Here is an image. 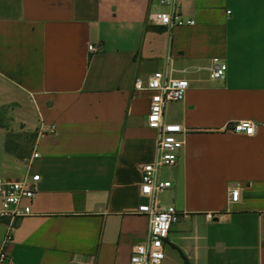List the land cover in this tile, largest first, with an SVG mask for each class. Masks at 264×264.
<instances>
[{
    "label": "crops",
    "instance_id": "crops-1",
    "mask_svg": "<svg viewBox=\"0 0 264 264\" xmlns=\"http://www.w3.org/2000/svg\"><path fill=\"white\" fill-rule=\"evenodd\" d=\"M175 2L194 26L153 23L173 10L161 0H0V178L41 177L10 264H130L149 232L141 168L159 135L134 81L155 72L190 84L164 114L187 133L161 172L172 184L161 201L181 214L162 264H264V0ZM213 59L223 81L210 78ZM238 122L254 135L228 129ZM23 132L36 134L30 157L7 151Z\"/></svg>",
    "mask_w": 264,
    "mask_h": 264
},
{
    "label": "built area",
    "instance_id": "built-area-1",
    "mask_svg": "<svg viewBox=\"0 0 264 264\" xmlns=\"http://www.w3.org/2000/svg\"><path fill=\"white\" fill-rule=\"evenodd\" d=\"M161 5L172 8V11L153 13L150 20L158 26L173 29L194 26V20L185 19L176 11L175 0H161ZM91 52H99L90 46ZM227 65L220 59H213L210 65V78L213 81H223L226 77ZM190 84L187 80L174 79L163 72H155L146 80L136 78L134 90L147 92L151 95L150 112L147 125L158 132L157 155L153 163L141 168L140 196L144 202L138 207L137 214L146 216L149 221V232L146 239L136 244L132 250L130 264H162L165 259V244L172 227L181 219V214L171 206L163 205L161 196L172 188L171 182L161 176L165 168L177 165L179 154L184 146L181 136L187 131L179 124L165 122L166 106L184 99ZM234 133L253 136L255 126L251 122H238L228 128ZM37 153L33 158H38ZM41 177L38 174L28 175L20 181L0 178V225L5 227V237L0 247V264H10L7 248L14 241V233L19 221L33 214L32 204L36 198ZM240 192L233 189L230 192V204H237ZM209 220L214 215H207Z\"/></svg>",
    "mask_w": 264,
    "mask_h": 264
},
{
    "label": "rangeland",
    "instance_id": "rangeland-1",
    "mask_svg": "<svg viewBox=\"0 0 264 264\" xmlns=\"http://www.w3.org/2000/svg\"><path fill=\"white\" fill-rule=\"evenodd\" d=\"M8 111H5L3 113L2 125H6L8 122ZM36 134L35 133H19L13 135L11 137L9 148L13 151H16L21 157H30L33 153V143L35 139Z\"/></svg>",
    "mask_w": 264,
    "mask_h": 264
},
{
    "label": "trees",
    "instance_id": "trees-1",
    "mask_svg": "<svg viewBox=\"0 0 264 264\" xmlns=\"http://www.w3.org/2000/svg\"><path fill=\"white\" fill-rule=\"evenodd\" d=\"M10 140H11V138H10L9 141L7 142V151L14 153V154L17 155L18 157H21L18 153H16V151H13V150H11V149L9 148Z\"/></svg>",
    "mask_w": 264,
    "mask_h": 264
}]
</instances>
